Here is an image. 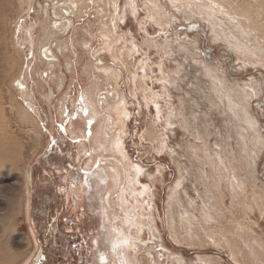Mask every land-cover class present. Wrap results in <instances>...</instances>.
<instances>
[{
	"label": "rangeland",
	"instance_id": "1",
	"mask_svg": "<svg viewBox=\"0 0 264 264\" xmlns=\"http://www.w3.org/2000/svg\"><path fill=\"white\" fill-rule=\"evenodd\" d=\"M75 1L46 65L63 1L0 0V264L35 260L63 144L88 170L95 264H264V0Z\"/></svg>",
	"mask_w": 264,
	"mask_h": 264
},
{
	"label": "flooded vegetation",
	"instance_id": "2",
	"mask_svg": "<svg viewBox=\"0 0 264 264\" xmlns=\"http://www.w3.org/2000/svg\"><path fill=\"white\" fill-rule=\"evenodd\" d=\"M66 146L63 144V148L55 150L57 158L51 161L52 174L57 179L53 192L44 195V205L32 202L30 207L38 242L35 260L30 264H95L94 251L102 244L100 238L95 237L91 222L94 211H89L92 204L86 194L87 186L85 182L78 186L75 181L77 173L84 174L88 170L80 163L81 156L68 155ZM51 232L58 233V241H61L55 258L51 256V246L44 243Z\"/></svg>",
	"mask_w": 264,
	"mask_h": 264
},
{
	"label": "bare ground",
	"instance_id": "3",
	"mask_svg": "<svg viewBox=\"0 0 264 264\" xmlns=\"http://www.w3.org/2000/svg\"><path fill=\"white\" fill-rule=\"evenodd\" d=\"M32 1L33 0H23V2H28L29 5H31ZM62 1H63V5L61 7H59L57 3L53 5L52 7L53 10L51 14L48 11V9H45V15L48 18L49 25L45 31V36L40 41V55L42 57V61L46 65L52 64L55 60V56L53 54L52 48L49 43L52 41L53 37L59 36L60 34L66 32L71 27L72 20L68 16L70 15L72 16V14H74V12L78 10V4L75 0H62ZM42 20H43V17H42ZM62 46H64L62 41L57 42L56 47L58 49L61 50ZM4 125L5 124H4L2 115L0 113V146L1 147L3 146L7 147L9 146L11 142V140L9 139V136L7 135V132L5 131ZM107 173L109 177L113 179V181L117 179L119 180L121 178V173L119 171V168L115 166L107 167ZM109 195L110 194L107 193L106 195L107 197H105V204L108 208V211L112 209L110 199L108 198ZM122 197L124 199V196ZM128 216L129 215H127V217ZM126 222H127V228L136 225V219H131V220L127 219ZM126 229H125V232L128 234ZM136 239H138V237H136ZM129 245H133V244H129ZM128 264H131V262L128 261Z\"/></svg>",
	"mask_w": 264,
	"mask_h": 264
},
{
	"label": "snow or ice",
	"instance_id": "4",
	"mask_svg": "<svg viewBox=\"0 0 264 264\" xmlns=\"http://www.w3.org/2000/svg\"><path fill=\"white\" fill-rule=\"evenodd\" d=\"M84 177H85V185H87V182H88V180H87V177H88V173L87 172H85L84 173ZM116 246L114 245V248H115Z\"/></svg>",
	"mask_w": 264,
	"mask_h": 264
}]
</instances>
